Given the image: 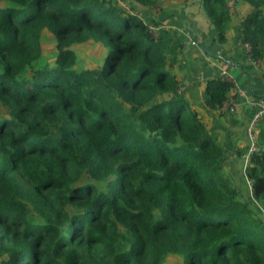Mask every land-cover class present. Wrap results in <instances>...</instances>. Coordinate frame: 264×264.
<instances>
[{
    "label": "trees",
    "instance_id": "1",
    "mask_svg": "<svg viewBox=\"0 0 264 264\" xmlns=\"http://www.w3.org/2000/svg\"><path fill=\"white\" fill-rule=\"evenodd\" d=\"M126 1L0 0V264H264V153L251 198L209 128L236 84L207 79L193 98L182 36L133 13L177 0ZM186 1L229 44L237 4ZM237 2L239 44L264 60V0ZM89 41L99 65L79 67Z\"/></svg>",
    "mask_w": 264,
    "mask_h": 264
},
{
    "label": "crops",
    "instance_id": "2",
    "mask_svg": "<svg viewBox=\"0 0 264 264\" xmlns=\"http://www.w3.org/2000/svg\"><path fill=\"white\" fill-rule=\"evenodd\" d=\"M229 3L237 4L234 8L237 23L233 26L229 44L223 45L213 42V26L197 1L167 2L162 9L157 6L158 10L137 7L147 14L148 19H152L159 31L172 27L182 36L185 50L177 70L184 75L185 89L190 91L193 98H197L207 79L226 78L224 71L236 84L238 94L232 105L223 115L211 112L209 128L227 151L225 166L228 172L234 177L240 191L249 195L248 181L244 176V155L249 146L246 127L255 110L252 102L264 99V60L261 68H256L249 60L247 49L239 44V16L248 12L249 6L237 0L234 3L229 0ZM256 138L264 148V121L256 130Z\"/></svg>",
    "mask_w": 264,
    "mask_h": 264
},
{
    "label": "built area",
    "instance_id": "3",
    "mask_svg": "<svg viewBox=\"0 0 264 264\" xmlns=\"http://www.w3.org/2000/svg\"><path fill=\"white\" fill-rule=\"evenodd\" d=\"M231 1L234 3L236 0H231ZM137 10L138 9L133 10V13L139 18L143 19L144 22L148 25L150 31H152L155 36H158L159 29L156 27L153 21L149 20L147 17V14H145L143 11H137ZM156 10H158V8H156ZM244 47L247 49L249 53V51L251 50V45L249 43H246L244 44ZM249 60L253 66H255L256 68H261L263 60L254 59L250 55H249ZM224 72L226 76L228 77L224 79L232 80L231 77L227 74V72L226 71ZM263 80H264V76H263ZM232 101L233 99L225 103L224 105L225 109H227L228 107L232 105ZM252 105L254 106L255 110L253 111L252 117L250 118L247 124V127H246L247 135L249 138V146H248L246 154L244 155V162H245L244 176L248 181L249 195H251V198H253L252 197V181L248 178L246 174V167L250 160L251 155L255 153H258V154L264 153V148L259 144L256 138V130L258 129L259 125L264 121V99L254 100L252 102Z\"/></svg>",
    "mask_w": 264,
    "mask_h": 264
},
{
    "label": "rangeland",
    "instance_id": "4",
    "mask_svg": "<svg viewBox=\"0 0 264 264\" xmlns=\"http://www.w3.org/2000/svg\"><path fill=\"white\" fill-rule=\"evenodd\" d=\"M120 5L124 6L126 9H130V2L126 0H117ZM141 11L139 7H136ZM143 10V9H142ZM42 44H43V55L46 60L52 61L56 54V40L53 33L45 30L42 36ZM74 50L78 56V66L79 67H97L100 62V48L99 46L92 42L86 43H76L73 46Z\"/></svg>",
    "mask_w": 264,
    "mask_h": 264
}]
</instances>
